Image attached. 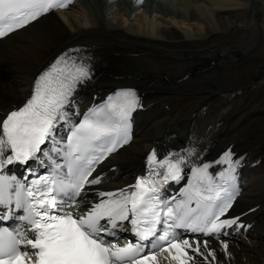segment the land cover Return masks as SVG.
<instances>
[{
    "label": "snow or ice",
    "instance_id": "snow-or-ice-1",
    "mask_svg": "<svg viewBox=\"0 0 264 264\" xmlns=\"http://www.w3.org/2000/svg\"><path fill=\"white\" fill-rule=\"evenodd\" d=\"M71 2L0 0V39ZM92 78L85 60L64 53L34 79L25 103L0 119V224L12 221L11 230L0 227V264H157L161 252L176 264H196L197 257L203 258L199 264H215L212 241L227 235L225 229L245 227L239 217L221 219L235 199L229 189L242 158L233 159L229 149L214 162L197 164L194 149L159 157L154 149L145 160L146 175L133 184L93 189L103 181L93 176L95 165L129 142L132 113L143 105L136 90L121 89L76 121L75 93ZM29 162L47 166L48 173L29 180L36 175ZM213 164L227 165L218 173L221 184L209 172ZM9 166H26L27 184L6 174ZM189 172L184 199L169 198V182L179 184ZM193 200L195 208L189 207ZM176 229L209 239L190 242ZM125 231L136 241L120 245Z\"/></svg>",
    "mask_w": 264,
    "mask_h": 264
},
{
    "label": "bare ground",
    "instance_id": "bare-ground-1",
    "mask_svg": "<svg viewBox=\"0 0 264 264\" xmlns=\"http://www.w3.org/2000/svg\"><path fill=\"white\" fill-rule=\"evenodd\" d=\"M155 1L78 0L0 40V119L27 99L37 75L64 53L92 69V80L77 90L81 107L93 90L136 88L143 105L139 134L104 167L107 185L129 183L152 150L181 148L188 139L199 160L226 148L247 153L256 166L234 204L237 210L255 206L261 216L243 238L227 241V253L223 244L210 247L215 264H264V135L252 133L261 130L262 119L247 111L244 118L252 119L240 123L239 117L235 129L224 127L234 105L251 103L250 95L264 98V0ZM191 82L205 83L208 91L198 85L188 90Z\"/></svg>",
    "mask_w": 264,
    "mask_h": 264
},
{
    "label": "rangeland",
    "instance_id": "rangeland-1",
    "mask_svg": "<svg viewBox=\"0 0 264 264\" xmlns=\"http://www.w3.org/2000/svg\"><path fill=\"white\" fill-rule=\"evenodd\" d=\"M118 1V0H117ZM119 1H121V0H119ZM173 1V0H172ZM174 5V3H172L170 6L169 5H166V7L169 9V8H173L174 9V7H175V5ZM263 42V40L262 41H259V43L258 44H260V43H262ZM257 53L260 55V59L261 60H263V54H262V52L261 51H257ZM20 58H24V59H30L29 57H25L24 55L23 56H21ZM262 62V61H261ZM20 78V77H19ZM18 79V78H17ZM20 81H23V79L21 78V79H19ZM12 82V79L10 80V83ZM224 84V85H223ZM222 85L223 86H227V85H229V82H224ZM225 84H227V85H225ZM196 85H198V90H201V89H204V91H208V89L206 88V86H205V83H199V84H195V83H193V82H191L190 84H189V87H188V90H190V91H192V89L196 86ZM115 87V86H114ZM101 89H107V87H105V86H103V87H101ZM10 91H13V90H10ZM175 91H170V93L171 94H173ZM8 96H9V94H7ZM196 96H198L199 98H201V99H203V98H206V97H204V96H202V95H196ZM9 98V97H8ZM250 98H251V100H250ZM253 98L255 99V101L253 100ZM252 101H254L253 103H252ZM248 102H251V103H248V104H243V103H237V101L235 100V103H237L238 105H234V109H233V112L231 113V119L229 118V123H228V121H226V123L224 124V127L225 128H227V129H230V128H233L232 126L233 125H235V126H237L236 124L238 123V120L237 119H239V117H241L242 119H241V121H240V123L243 121V118H244V115H243V113L245 114L247 111H249V112H252V113H255V114H258L260 117H261V119H262V123H261V130L260 131H258V132H255V131H253L252 133L255 135V136H257L258 138H261L263 135H264V98H260V97H253L252 95H250L249 96V101ZM243 106V107H242ZM238 108V109H237ZM243 108V109H242ZM236 109V110H235ZM240 110V111H239ZM242 113V114H241ZM235 114V115H234ZM233 115V116H232ZM242 115V116H241ZM249 118V119H248ZM244 119H248V120H250V119H252V117H246V118H244ZM232 120V121H231ZM237 121V122H236ZM225 125H227V126H225ZM236 128V127H235ZM235 128H233V129H235ZM226 133H228V135L230 136L231 135V133H234V132H226ZM226 133H224V135L226 134ZM213 247H216V246H213Z\"/></svg>",
    "mask_w": 264,
    "mask_h": 264
}]
</instances>
